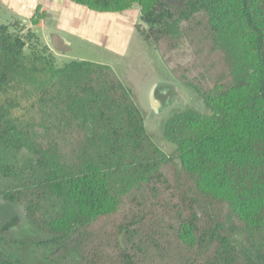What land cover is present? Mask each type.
<instances>
[{
	"label": "trees",
	"instance_id": "trees-1",
	"mask_svg": "<svg viewBox=\"0 0 264 264\" xmlns=\"http://www.w3.org/2000/svg\"><path fill=\"white\" fill-rule=\"evenodd\" d=\"M72 1L138 5L143 38L207 112L166 120L168 155L111 66L58 65L0 23V176L17 184L4 200L66 264H264V0Z\"/></svg>",
	"mask_w": 264,
	"mask_h": 264
},
{
	"label": "rangeland",
	"instance_id": "rangeland-1",
	"mask_svg": "<svg viewBox=\"0 0 264 264\" xmlns=\"http://www.w3.org/2000/svg\"><path fill=\"white\" fill-rule=\"evenodd\" d=\"M22 33L20 29H17ZM138 29L141 40L134 39L123 59L94 47L74 46L64 63L83 59L111 66L120 80L131 89L143 111L148 131L156 144L168 155L175 147L164 137V124L175 112L193 109L206 113L204 103L195 91L174 79L163 63L158 50L151 41H146ZM143 40L146 45L143 44ZM33 41V40H32ZM32 43V42H31ZM70 52V51H69ZM58 65L63 62L56 60ZM17 188L12 179L0 176V257L18 260L23 264H66L71 257L49 259L56 245L50 243L51 236L31 226L23 206L9 203L2 194ZM248 264H254L249 260Z\"/></svg>",
	"mask_w": 264,
	"mask_h": 264
},
{
	"label": "crops",
	"instance_id": "crops-1",
	"mask_svg": "<svg viewBox=\"0 0 264 264\" xmlns=\"http://www.w3.org/2000/svg\"><path fill=\"white\" fill-rule=\"evenodd\" d=\"M38 14L44 17L34 25L32 20ZM0 23L14 24L31 38L32 44L47 47L63 63L75 45L94 47L123 59L135 38L142 41L138 29H148L138 5L123 13H97L72 0H0ZM52 34H58L70 52L55 51Z\"/></svg>",
	"mask_w": 264,
	"mask_h": 264
}]
</instances>
